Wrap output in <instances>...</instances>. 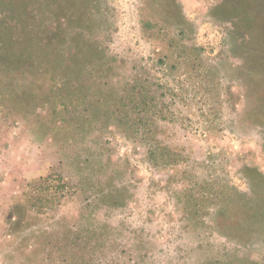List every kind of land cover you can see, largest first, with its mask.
<instances>
[{
  "label": "rangeland",
  "instance_id": "1",
  "mask_svg": "<svg viewBox=\"0 0 264 264\" xmlns=\"http://www.w3.org/2000/svg\"><path fill=\"white\" fill-rule=\"evenodd\" d=\"M0 264H264V0H0Z\"/></svg>",
  "mask_w": 264,
  "mask_h": 264
}]
</instances>
